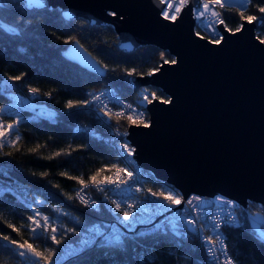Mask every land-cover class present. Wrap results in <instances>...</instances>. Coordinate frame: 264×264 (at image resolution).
<instances>
[{
  "label": "trees",
  "instance_id": "1",
  "mask_svg": "<svg viewBox=\"0 0 264 264\" xmlns=\"http://www.w3.org/2000/svg\"><path fill=\"white\" fill-rule=\"evenodd\" d=\"M253 3H264V0H253ZM220 14L230 29L241 22L236 8L220 9ZM245 14L259 15L252 5ZM0 22L21 27L20 36L4 34L0 29V108L8 102V91L30 87L36 88L41 99L57 110L53 119L34 117L29 109L16 110L20 116L18 121L10 112H1L6 123H16L19 140L15 146L6 145L0 150V189H7L0 198V235L8 234L21 243L30 239L28 228L21 226L30 224L28 217L39 212L40 217H48L66 230L74 229V233L61 232L66 234L67 243L75 241L88 227L106 220L109 215L103 207L92 210L80 203L74 196L79 182L68 177L89 181L97 172L96 176L108 174L118 164L115 152L103 138L106 127L83 109L86 92L113 86L124 99L133 101L138 90L128 84V77L147 75L159 66L161 54L169 61L172 57L153 46L139 47L130 53L120 51L111 26L91 27L81 19L65 21L59 9L27 10L19 0H0ZM256 35L264 37V23ZM73 40L104 68V75L89 72L65 58L64 51ZM8 76H22V79L9 83L5 81ZM149 89L160 99H166L160 90ZM69 101L71 108L67 107ZM77 124L88 126L89 131H76ZM96 133L101 137L97 138ZM149 186L154 190L160 185L152 181ZM248 207L264 215L261 206L249 203ZM8 223L20 228V234L7 227ZM224 233L228 253L236 264H264V242L256 236L247 219L240 227L225 228ZM121 241L119 245L96 242L63 264L205 262L193 235L155 231L129 234ZM35 243L50 244L42 237ZM10 248L6 241L0 240V264H22V258L14 257Z\"/></svg>",
  "mask_w": 264,
  "mask_h": 264
},
{
  "label": "water",
  "instance_id": "2",
  "mask_svg": "<svg viewBox=\"0 0 264 264\" xmlns=\"http://www.w3.org/2000/svg\"><path fill=\"white\" fill-rule=\"evenodd\" d=\"M44 4L24 8L59 9L65 21L111 26L120 51L153 46L176 60L164 64L160 57L154 75L127 79L135 90L155 88L171 100L162 104L157 99L146 106L149 127L127 128L133 158L155 182L174 187L185 199L218 195L244 209L249 203L264 208V45L255 39L261 23H245L244 31L235 35L217 24L224 39L210 44L195 32L192 8L198 7L197 0H190L174 23L162 18L164 5L158 0ZM64 56L89 72L105 73L77 41Z\"/></svg>",
  "mask_w": 264,
  "mask_h": 264
},
{
  "label": "snow or ice",
  "instance_id": "3",
  "mask_svg": "<svg viewBox=\"0 0 264 264\" xmlns=\"http://www.w3.org/2000/svg\"><path fill=\"white\" fill-rule=\"evenodd\" d=\"M190 0H158V3L161 5H165V7L161 10V16L165 21L170 22H176L179 18L180 14L182 13L183 9L189 4ZM199 7L193 8L192 13L195 20L198 22L202 21L206 14L210 13V16L213 20H215L218 24L224 26V30L229 32L232 35H235L236 33L244 31V25L247 23L248 25H255L258 23H264V3L254 4L253 0H197ZM21 3L24 5L27 9H34V8H43L45 6L44 0H21ZM233 4L236 6V12L240 17L241 23H238L235 29L228 28L225 19L221 17V14L217 11H210L211 8H215L216 6H219L221 10H231ZM249 5H252V7L255 8L256 12L259 13V15L256 14H248L245 13L249 10ZM202 9V10H201ZM108 15L115 17V12H109ZM24 21H21V24H23ZM198 27H205L203 24H198ZM0 29L3 30L4 34H10L12 36H20L21 35V27L20 25L17 26H9L6 23L0 22ZM206 30L211 31V37L208 38V43L210 44H220L224 37L222 35H219L216 31V28L212 25V23H208L206 26ZM196 35L199 37V39L204 40L206 37L204 35H201L199 31L196 32ZM255 39L258 41L260 45H264V37L256 36ZM75 43V41H72ZM65 44L69 43V40L64 41ZM161 60L164 64H175L176 60L173 59L171 61L164 59L163 54H161ZM160 70L159 67L150 70L147 75L152 76L155 74V72H158ZM128 75H132L131 72L128 73ZM10 81H19L22 79V76H8L7 78ZM29 91L31 93H36L38 90L36 88H30ZM144 92L147 93L148 89L145 88ZM95 99H99V97H96ZM159 99V102L162 104H169L171 103L170 99H160L155 92L151 94V97H149L147 94L143 96V100L146 102V104H152L153 101ZM72 102L69 101L67 107L71 108ZM106 107V105H105ZM2 111V109H0ZM105 115H108V112L105 111ZM117 117H121L124 114L121 112L116 113ZM143 113H140L139 116H137L135 119L133 116L129 115L127 116V120L131 124H136L137 120L143 125V127L147 128L149 127L148 123H145L140 117H142ZM14 128V124H7L6 126L2 123H0V150H3L5 146H15V144L18 142L19 137L17 136L15 140L8 139V136L11 133V130ZM127 135V133H125ZM125 148V151H127L128 156H132L134 153V149L130 148L127 143L123 145ZM30 151H36V149H30ZM55 155H60V153H56ZM51 158V157H49ZM100 171H103L101 169ZM118 172H125L130 178L132 176L131 172H126L125 169L119 168L117 169ZM46 175V173H45ZM61 175H66L65 173H61ZM96 175H99V172H97ZM96 175H93L89 177L88 179L93 182V186L97 188V190L102 191L103 189L100 188V183L96 181ZM69 179H77L78 182L83 186L87 187V183L82 178L77 177H68ZM108 184L116 183V181H113L112 178L108 177L105 178ZM83 187L81 191L83 190ZM140 189H137L139 191ZM5 191L7 189H0V198L4 196ZM153 196L156 197H162V199L167 203V205L160 204L158 201H151L149 202L151 204V207H154L155 209H158L160 212H163L165 210H168L172 212V209H176V211L172 212V219L165 224L162 222L160 225L157 226V228L162 233H167L168 231H171L174 235H185V234H193L197 233V223L198 220L201 223L200 232L203 231L204 227H207L208 230L213 233V235H209L207 237L200 236L201 240V246L204 249L206 253V260L204 264H236V260L233 259L232 256H229L227 254V245L225 243V240L222 238L220 234V228H221V222H218L217 219L212 216L211 212L205 213V210L203 207L197 208L196 206L200 205V198L199 197H191L185 199L182 195H178L175 193V190H166V191H160V192H154L152 193ZM77 196H79V192H77ZM105 199H108L107 196H105ZM39 203V201H37ZM86 203V202H85ZM95 203V202H93ZM111 203L116 205V211L122 212L123 220L124 221H130L129 228L131 229L132 226L136 223L143 222L142 220L137 219L133 213H144L151 210V208H144L141 206H135L131 203L127 204L126 208L122 209L121 204L117 203L116 200H112ZM215 203L217 205H225L228 211H224V209H221L222 212H224V220L223 223L227 224L229 227L235 226L240 227L239 218L235 217L233 215V212L237 205L234 204L232 201H227L222 197H217L215 200ZM197 211L204 213L203 216L197 217L194 215ZM41 214L37 212L35 216H29L28 220L31 221V224L29 225H22L21 227H27L30 233V238L32 239V243L29 242V239H25L23 243L19 242L18 240L12 238L8 234L0 235V240L6 241L7 245H10L11 248L9 251L11 254L15 257L18 256L22 258V264H63V261L71 259L74 256L80 255L82 252H84L86 249L90 248L94 243L95 239H87L84 238L80 241L73 242L66 244L64 248H58L53 249L51 246L45 244L43 248H41L40 245L36 244L35 241L39 240L41 238V235L49 233V218L48 217H42L44 223L43 225L40 223V221L36 218L37 216H40ZM207 217V219H205ZM131 218V219H130ZM210 221V223L208 222ZM7 227H9L13 232H16L18 235L20 234V228H17L11 223L7 224ZM183 228L184 231L181 232L180 229ZM38 229H42V232H38ZM67 232H75L74 229H67ZM89 232H94L96 235H100L101 233L95 232L94 229H89ZM57 228L51 227V234L46 237V239H51L52 243L56 245H60L62 241L66 239V234H62L60 238H57L56 235ZM260 239L264 241V234L260 235ZM106 241L109 245H119L122 243L120 235H113L111 237H106ZM19 250V251H16ZM59 252V256L54 260L53 256L55 253ZM217 253H220L221 255L218 256ZM221 256L223 259H221Z\"/></svg>",
  "mask_w": 264,
  "mask_h": 264
},
{
  "label": "built area",
  "instance_id": "4",
  "mask_svg": "<svg viewBox=\"0 0 264 264\" xmlns=\"http://www.w3.org/2000/svg\"><path fill=\"white\" fill-rule=\"evenodd\" d=\"M232 7L236 8L235 4H233ZM213 10L220 13L219 6H216L215 8H211L210 6V11ZM194 22L195 32L199 31L201 35H204L206 38L211 37V31L206 30V26L208 23H212V25L216 28L218 34L222 35L220 30H218L216 27L218 23L211 18L210 13L206 14L205 18L202 21L198 22L194 19ZM198 24H203L205 25V27H198ZM8 82L11 83L12 81L8 80ZM29 89L30 87H26L21 88L19 90L8 91V102L0 108L2 109L1 112H7L9 110L16 111L21 109H29L31 110L34 117H45L48 119H53L57 115V110L54 107L46 104V102L41 99V96L37 92L31 93ZM144 89L145 88L138 89V93L133 101L124 99L120 95L118 90L113 86L93 88L89 89L86 92L85 101L83 103V109L87 110L90 114L93 115V117H95L106 127L107 132L103 136L104 141H106L111 147V149H113L118 160L117 166L109 176L104 177L103 179L96 180L97 182H101L99 186L101 189H103L102 191L97 190V188L93 186L92 181H85L88 185L87 187H83L80 183H78V185L74 188V196L80 203L92 210H98L100 209V207H103V209L109 215V218H107L106 220L96 222L89 228L94 229L95 232L101 233L100 235H96L94 232H86L84 238H87L89 240L94 238L95 243H107L106 237H111L113 235H120L122 239L124 236L129 234L142 235L155 231H160L157 226L160 225L162 222L167 224V222L172 219V212L176 211V209H172V212L168 210L160 212L158 209L151 207V204L149 203L151 201H158L160 204L163 205H167L168 202L164 201L162 197H156L152 195V193L156 192L149 186V183L154 181L152 175L149 172L143 170L138 165L136 160L133 158V155L128 156L127 151H125V148L123 147V145L127 143L130 148H133L127 136L125 135V133H127V128L130 125V122L127 120V116L131 115L135 119L137 116H139L140 113H143L140 119H142L145 123H148V113L146 109V106L148 104H146V102L143 100V96L147 94L149 97H151L153 91L147 88L148 92L145 93ZM96 97H99V99H95ZM38 107L43 110H38ZM44 109L48 110V115L44 113ZM105 111L108 112V115L104 114ZM118 112H121L124 115L121 117H117L116 113ZM136 125L142 124L139 122V120H137ZM74 129L76 131L83 132L89 131L88 126L80 124L75 125ZM96 137L100 138L101 135L99 133H96ZM119 168L125 169L126 172H131V178L125 172H118L117 169ZM108 177L112 178V180L116 181V183L108 184L105 179ZM159 185V191L175 190L176 194L181 195L180 191L176 190L172 186L163 184ZM82 187L83 190L81 191ZM137 189L140 190L137 191ZM77 192H79V196H77ZM105 196H107L108 199H105ZM191 197H199L200 205L196 207L198 209L203 207L205 213L211 212L212 216H214L218 222H221V228L219 231L222 238L225 240L224 230L229 226L223 223L225 216L224 212H222L221 209H224L225 212L228 211V209L225 205H217L215 203L216 198L222 196L216 195L213 197H201L191 195L188 198ZM222 198L227 201H232L235 205H237L233 212V215L239 218V223L240 225H242L245 219L249 217V205L247 206V208L244 209L236 201L227 197ZM112 200H116L117 203L121 204L122 209L126 208L127 204L131 203L134 205V207L141 206L144 208H151V210L144 213L134 212L133 215L137 219L142 220L143 222L134 224L130 229L128 226L130 221L123 220L122 212L116 211V205L111 203ZM194 215L200 217L203 216L204 213L197 211L196 213H194ZM205 219H207V217H205ZM208 222L210 223V221ZM200 228L201 223L198 220L197 233L179 236L193 235L197 240L198 248L205 261L206 253L201 246V240L199 237H207L209 235H213V233H211L207 227H204L203 231L200 232ZM260 228L262 234H264V220L260 223ZM180 231L183 232L184 229L181 228ZM168 232L172 233L171 231ZM256 236L260 238L257 233ZM227 254L231 256L228 253V250ZM217 255L220 256L221 254L217 253ZM221 259H223L222 256Z\"/></svg>",
  "mask_w": 264,
  "mask_h": 264
},
{
  "label": "rangeland",
  "instance_id": "5",
  "mask_svg": "<svg viewBox=\"0 0 264 264\" xmlns=\"http://www.w3.org/2000/svg\"><path fill=\"white\" fill-rule=\"evenodd\" d=\"M5 81L8 82V80H5ZM38 110L41 111V110H43V109H41V108L38 107ZM9 112H10L12 115L16 116V121L19 120L20 116L18 115L17 112H14V111H13V113H12L11 110H9L8 113H9ZM44 113H45L46 115L49 114L48 110H46V109H44ZM1 115H2V114H1V111H0V123L4 124L5 126H6L7 124H14V128L11 130V133H10V135L8 136V139L15 140L16 137H17V135H16V133H15V132H16V123H6V122L2 119V116H1ZM130 124H131V123H130ZM135 125H136V124H135ZM114 169H115V167H114ZM114 169H113V170H114ZM113 170H112V171H113ZM112 171H111V172H112ZM111 172L108 173V174H103V175H101V176H96V180L103 179L104 177L109 176V175L111 174ZM89 181H91V180H89ZM154 191H156V192H160L158 188H157V189H154ZM248 210H249V217H247V222H248V224L250 225V227H251V228H252V229H253V230H254V231L260 236V235L262 234V232H261V228H260V223L264 220V215H263L260 211L253 210L251 207H248ZM36 218H37V219L40 221V223L43 225L44 221H43L42 217L37 216ZM30 224H31V223H30ZM27 225H29V224H27ZM49 225H50V226H49V233H47V234H43V235H41V237L43 238V240H44L45 242L50 243L49 246H51V248H53V249L64 248L66 244L80 241V240L84 239L85 234H86V233H85V234L81 235V236H80L79 238H77L75 241L68 242V243H67L66 241H62V243H61L60 245H56V244L52 243L51 239H46V237H47L48 235L51 234V227L54 226V227L57 228L56 235H58V234L62 235V232H63V231H66V229H65V228H62L61 225L58 224L57 222H52V221H50V220H49ZM89 228H90V227H88V228L86 229V232L89 230ZM61 231H62V232H61ZM38 232H42V229H38ZM63 234H64V233H63ZM28 235L30 236V233H29V232H28ZM60 235L57 236L58 239L60 238ZM31 240H32V239L30 238V239H29V242H30V243L33 242V241H31ZM40 246H41V248H43V247L45 246V244H44V245H40ZM17 251H19V250H17ZM57 256H59V252H57V253L54 254L53 259L55 260V259L57 258Z\"/></svg>",
  "mask_w": 264,
  "mask_h": 264
}]
</instances>
